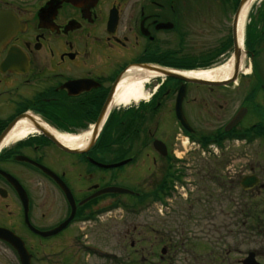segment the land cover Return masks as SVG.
<instances>
[{
    "label": "flooded vegetation",
    "instance_id": "obj_1",
    "mask_svg": "<svg viewBox=\"0 0 264 264\" xmlns=\"http://www.w3.org/2000/svg\"><path fill=\"white\" fill-rule=\"evenodd\" d=\"M238 3L0 0L15 24L0 45V257L8 252L19 264L11 246L17 241H9L17 238L31 264L37 257L41 264H94L91 258L122 264L117 260L137 263L145 256L148 264L156 257L157 264L172 263L177 245L161 229L184 214L181 202L190 203L186 211H202L213 196L184 190L191 175L186 146L204 155L264 142V37L255 54L248 51L249 72L228 83L155 78L142 85L138 101L116 105L114 96L136 72L203 69L230 55L223 22ZM100 117L97 136L82 149L65 151L40 133L5 144L19 119L80 134ZM111 187L130 193H101ZM243 207L254 220L255 207ZM145 214L154 220L146 222L152 217ZM109 221H119L123 254L105 252L103 260L91 241ZM249 253L263 263L262 250L238 258L217 254L207 262L242 264Z\"/></svg>",
    "mask_w": 264,
    "mask_h": 264
},
{
    "label": "rangeland",
    "instance_id": "obj_2",
    "mask_svg": "<svg viewBox=\"0 0 264 264\" xmlns=\"http://www.w3.org/2000/svg\"><path fill=\"white\" fill-rule=\"evenodd\" d=\"M260 3L261 0L254 5L251 12L252 19L256 18L261 9ZM229 19L230 17L225 18L223 22L224 36L230 30L231 19ZM259 27L261 26L259 25ZM229 56L227 54L221 57L216 64H222ZM259 61L264 68V49H261ZM185 149H187L185 162L190 165L191 175L190 181L184 182V190H207L213 196L206 201L205 205L209 207L202 211H186L190 203L181 202L180 204L185 209L181 212L184 214L181 216L177 214L179 218L171 225L170 229H161L162 236L170 239V243L177 245L175 249L170 250L171 253H176L171 264H210L207 261L217 254H230L238 258L237 256L246 255L248 251L255 250L263 251L261 261L264 264V187H256L253 191L245 193L241 192L239 186L241 178L246 175H255L260 180V184L264 186V142L253 145H234L225 148L218 154L213 150L215 154L207 152L203 155L192 145H187ZM255 203L259 204L257 212L261 214L252 220L243 206H247L248 209ZM144 216L152 217V219L146 218V222L154 220L153 214ZM104 219L106 220L107 217ZM118 223L119 221L105 223L104 228L97 233L96 240L91 241L97 257L101 256L105 260V252L115 253L118 256L123 254L118 246L120 240L118 239L117 242L116 239L120 237L117 233H120V229H116V227H120L116 226ZM150 245L148 243L146 248L150 249ZM166 247L169 246L166 245ZM162 248L163 246L159 247V249ZM4 253L0 257V264H18V261L8 252ZM146 257L144 263L133 262V258L118 259L117 262L148 264ZM37 259L40 260L39 257ZM91 259L94 264H106L104 261L98 262L94 258ZM38 260H35L33 264H41ZM157 261L159 259L156 257L150 264H157Z\"/></svg>",
    "mask_w": 264,
    "mask_h": 264
},
{
    "label": "bare ground",
    "instance_id": "obj_3",
    "mask_svg": "<svg viewBox=\"0 0 264 264\" xmlns=\"http://www.w3.org/2000/svg\"><path fill=\"white\" fill-rule=\"evenodd\" d=\"M259 0H247L244 4L238 25H237V40L238 46L241 49L242 55L240 59V72L248 73V68L246 67V59L244 56V34L245 27L248 22V16L250 14L253 6L258 3ZM232 71V61L226 60L220 65H217L212 68L203 69V70H193V71H184L182 74L184 77L200 79L203 81H212V82H223L226 81ZM161 77L160 73L156 71H143L136 72L135 75L128 77L120 82L116 89V94L114 96V104L116 105H126L129 101H138L143 98L141 93V87L143 84L151 78ZM29 121L22 120L19 121L9 137L6 139L5 144L9 145L14 141H18L26 137L27 135L37 133L38 131L30 124ZM42 128L50 131L54 138L64 147L71 150L82 149L87 142L89 137V132H83L76 135L64 134L59 131H56L46 124L40 125Z\"/></svg>",
    "mask_w": 264,
    "mask_h": 264
},
{
    "label": "water",
    "instance_id": "obj_4",
    "mask_svg": "<svg viewBox=\"0 0 264 264\" xmlns=\"http://www.w3.org/2000/svg\"><path fill=\"white\" fill-rule=\"evenodd\" d=\"M247 0H240L239 5L235 11L234 18L232 21V47H233V52L231 56V61H232V71L230 75V80H234L238 74L239 71V65H240V58H241V49L238 46V40H237V25L239 21V17L242 11V8L244 4L246 3ZM15 31V24L13 18L7 14L6 12L0 11V45L7 40L11 34ZM158 73L163 75L164 77H170L182 81H189L193 83H199V84H204V85H221L225 84L228 81L225 82H212V81H203L200 79H194V78H186L183 77L182 75L173 72V71H166L163 69H155ZM179 105V99L177 100V107ZM177 120L180 122V124L183 127L185 126L184 119L182 117V114L180 112V109L177 108ZM103 118V117H102ZM100 117L97 121V124L94 126L93 130L90 132L89 137L87 139V145L86 147H89L91 142L94 140L95 136L97 135V130L99 126V121L102 120ZM240 120V115L236 116L234 120L231 122V124L227 127V129L233 127L238 123ZM32 125L42 134H44L48 139L53 141L58 147H61L65 151H69L66 147L61 145L52 135V133L38 127L34 122ZM259 184V180L255 176H245L241 179L240 181V187L242 190L247 191L251 190L254 187H256ZM262 187V186H261ZM102 194L104 193H128L126 190L118 189V188H108L103 191H101ZM57 230H60L58 228ZM9 241H17L16 243H12V248H14L18 254L19 257V262L20 264H30V256L28 255L25 247L21 244V242L17 238H12ZM242 264H257L254 261V255L250 253L248 257L242 262Z\"/></svg>",
    "mask_w": 264,
    "mask_h": 264
},
{
    "label": "trees",
    "instance_id": "obj_5",
    "mask_svg": "<svg viewBox=\"0 0 264 264\" xmlns=\"http://www.w3.org/2000/svg\"><path fill=\"white\" fill-rule=\"evenodd\" d=\"M260 8L261 9L258 11L256 18L254 19L250 18V22L246 26V29H245V48L247 51H249L250 53H254V54L256 53L254 45H258L260 39L263 40V37H264L262 33H260V31H264V3L261 4ZM249 17L251 16L249 15ZM259 25L261 26V30L257 28ZM226 40H227V44L225 48L230 49V46H231L230 38L228 37ZM209 65L210 64H208V66ZM258 206L259 204L256 203V210L255 211L251 210L252 211L251 213L255 214V219H256V216L261 214L257 212ZM247 214L250 215V209L248 210Z\"/></svg>",
    "mask_w": 264,
    "mask_h": 264
}]
</instances>
